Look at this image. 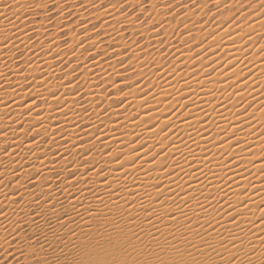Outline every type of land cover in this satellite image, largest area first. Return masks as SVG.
Instances as JSON below:
<instances>
[{
  "label": "bare ground",
  "instance_id": "1",
  "mask_svg": "<svg viewBox=\"0 0 264 264\" xmlns=\"http://www.w3.org/2000/svg\"><path fill=\"white\" fill-rule=\"evenodd\" d=\"M82 2L88 4L89 0ZM35 3L33 0H20L15 8L20 12V6L26 8V5L29 7ZM262 8L259 13L256 11L255 16L251 15L253 19H248L250 22L241 21L240 25L236 24L238 26L223 28L220 24L221 29L215 30L213 36V32L208 33L211 40L203 43L207 48L202 49L201 43L198 50L202 51L191 54L192 50L188 49L190 53L185 50L184 53L189 55L176 60L177 64L183 63L178 68L185 73L176 72L174 67L167 70L169 73L166 71L163 80L155 81L158 96L140 97L141 87L137 85L139 90L127 95V115L123 118L102 120L97 117L96 110L91 116L77 113L74 106L79 100L70 88L66 91L64 79L58 88L52 85L56 78L53 77L55 73H51L54 69L50 56L45 58V63L51 66V71L46 72V80L36 81L45 77L39 71L34 72L42 66L32 65L36 67L32 75L35 73L33 83L37 90L17 92L15 89L19 86L16 87L15 82L9 83L5 91L0 88V252L5 254V259L15 253L11 250L15 245L14 239L20 237L24 230H30L36 232L34 237L39 241L41 257L54 253L51 255L54 260L63 255L69 262L74 258L71 262L78 264L74 254L76 247L82 248L93 231L98 229L97 226L116 229L125 225L137 231L139 236L149 238L153 246L160 245L157 242L160 228L161 233L167 236L164 240L169 249L182 248L177 239L193 240L190 250H183L196 251L197 255H212L210 264H232L233 259H236L235 264H264V189L262 186L261 190L258 188L264 183L261 179L264 176ZM106 9L100 13L105 20L101 26H115L120 22L119 15L113 18V12ZM5 12L9 13L0 8V46L6 33L10 36L9 32L15 31L13 28L18 24L5 20ZM24 15H21L22 20L26 17ZM112 18L115 21L110 23ZM129 19L127 21L131 23L133 18ZM198 29L192 30L196 34ZM184 39L185 42L188 40ZM71 40L70 43H74L73 38ZM1 48L0 60L1 50H4ZM179 55L175 57L180 58ZM47 66L45 69H49ZM5 76L0 66V85L2 81L9 80ZM88 94L89 89L85 98ZM38 100L40 103L36 102ZM246 101L253 104L249 110L254 115L240 113L239 106ZM147 103L150 106L143 108ZM90 109H93L92 105ZM118 112L113 109L111 113L118 115ZM88 125L89 128L94 127V131H88ZM257 129L263 133L258 131V134ZM88 137L91 144L87 143ZM98 150L104 153L100 159L94 157ZM253 188L260 192L253 193ZM173 227L182 230L172 235ZM198 232L204 236L200 237ZM53 245H61L62 250L51 251ZM159 248L152 247L153 257L162 253V250L155 252ZM20 257L23 255L16 254L14 259L20 260Z\"/></svg>",
  "mask_w": 264,
  "mask_h": 264
},
{
  "label": "rangeland",
  "instance_id": "2",
  "mask_svg": "<svg viewBox=\"0 0 264 264\" xmlns=\"http://www.w3.org/2000/svg\"><path fill=\"white\" fill-rule=\"evenodd\" d=\"M15 1L16 2H13L12 0L11 1L2 0L0 2V8L4 9L5 11H9V13L5 12L6 17L4 19L7 21L10 20V22H13L15 24L18 23L15 26L16 28L18 26L20 27V25L22 26V28L25 27L23 29H21L20 27V30L18 27L17 31H16V28L14 27L13 29L16 32L13 30L10 31L9 32L10 36H8L7 34L8 32H7L6 35L2 39L4 44L2 43L3 45L1 44L0 48L3 47L1 49H4V50H1L2 51L1 55L3 56V57L1 56V58L3 60L2 59L0 60V66H2V69L5 71V75H6L5 78L7 77L6 79L7 80L9 79L8 81L1 82L0 88L2 89V91H5V89H7L9 83L11 84L14 82L16 84V87L19 86L15 89L16 91L18 90L17 92L29 93L33 89L37 90V87H35V83H33L35 81L34 80L35 73L36 72L38 73L39 71L41 72V75H44L45 77V78L43 77L39 78V80H36L37 82H39L41 79L46 80L48 76L46 75V72L51 71V66H52V68L55 70L54 72V70L52 69L53 72H51L52 74L55 73L53 74V77L56 79L58 77V81H60L61 79L62 80L64 79L63 81L66 83L64 88L66 89V91L69 90L70 88L71 90L70 92L73 93V96L76 97L77 100H79V101H76V104H75L78 107L74 106L75 111L77 112L78 110L77 113L81 115L84 114L85 116H88V114L91 116L93 112L95 113L97 111L96 113V115H98L97 117L102 120H105V119L113 120V119H118V116L119 118L121 117L123 118L124 115L126 116L127 115L126 109H128L125 105L128 99L127 95L129 94V92L131 94V92L135 91V89L139 90V87L141 88L143 87L142 89L140 88V92H139V96L142 98L148 97V96H152L154 98L155 96H158L156 95L158 90L157 91L155 90V87H156L155 84L161 81V79L163 80L165 76L167 75V72L169 73V71L167 70L172 69L173 67L176 68L175 69L176 72L178 73L182 72L183 69L181 70V68H178V67H180L179 65H182L183 63L177 64L176 60H181L183 56L189 55L188 53L191 52L190 50L193 51L191 54H195L199 52V50L202 51V49L206 47V45H204L203 43L207 42L208 40L209 41L211 40L209 38L210 35L208 33L213 32L212 33V36H213V34L215 33V30L221 29V25L223 28L225 26L228 27V26H232L236 24L240 25L241 21L242 23L250 22V20L253 19L252 16H255L256 11L257 13H259L261 11V8L264 7L262 6L264 4V0H251V1L250 0H231L232 2L230 0H128V1L126 0H96V1L89 0L88 4L87 3L83 4L82 0H68V1L67 0H33V4L36 1L35 3L36 6L33 4H31V6L29 7L28 5H26V8L25 6H20L19 8L21 9L19 12L16 9L17 7L15 8V4H17L20 0H15ZM5 2H6V5H5ZM116 2L117 4H115ZM7 3H9V5ZM111 3H113L112 6H111ZM37 4H39L40 6ZM106 4L108 5L110 4V7H108V5ZM152 4H153V7H152ZM102 9L111 10L113 12V14H111L113 15L112 16L113 18H115L116 15L117 16L119 15L118 17L120 18L119 19L120 22H118V24L116 23L115 26L113 25L111 27H108L110 24L109 25L106 24L108 26L105 25V27L101 26L102 23L105 21L104 17L102 18L100 16V13L104 11ZM22 13L26 15L25 17L26 19L23 18L22 20L21 18V15H23ZM10 14L14 16V17L11 16L13 19L9 17ZM98 16L100 17L95 19V17H98ZM113 18L111 19L110 23L115 21V19ZM129 18L130 19L133 18L131 19V23L127 21ZM245 18L246 20L244 21ZM14 20H17V22ZM20 20H22L23 22ZM125 22L127 23L125 24ZM226 22L227 24L228 23L230 24L227 25ZM137 27L138 29H136ZM192 29L194 31L198 29L196 34ZM189 30H191L190 31L191 33H189ZM206 31H207V34H206ZM74 32L76 35L74 34ZM198 32H199V35L197 36ZM19 33H21L20 35L22 36H19ZM68 33L70 36L68 35ZM7 36L9 37L8 39L11 41L6 39ZM11 36L14 39H11L12 38ZM25 37L27 38V41ZM72 38L74 40L73 41L74 43H70V40ZM184 38L188 39L186 40L187 43L185 42ZM213 38L214 37H212V39ZM18 39H20V41ZM192 39H194L193 41H195V43L192 42ZM5 41L7 44L5 43ZM17 41L19 43H17ZM21 41L23 42L25 41V42L21 43ZM54 42L56 44L59 43L57 44L58 45L57 47L54 46L55 45ZM51 43L53 44L50 45ZM201 43L203 44V47ZM198 45L199 46L201 45V46L199 47ZM50 46L52 47L54 46L56 49L54 47L53 49ZM176 47L179 48V50ZM201 47L202 49L198 50V48H201ZM180 49L182 51H180ZM188 49L190 50L188 51ZM194 49H196L197 51L195 50L194 52ZM52 50H57V52L54 53V51ZM185 50H187L188 53L185 54L184 53L186 52ZM177 51L181 53L183 52L184 54L177 53ZM6 54L11 55V56L9 57ZM174 54L175 55L180 54L179 55L180 58H178V56L176 58ZM57 55L59 56L61 55L63 58ZM48 56H50L51 58L50 60L52 62L51 66L50 64L45 63V58H47ZM36 61L37 63H34ZM154 62H156L155 63L156 66ZM133 63H134V66H133ZM37 64L42 66L41 68L42 71L40 68L39 70L37 69V71H34L36 67H33V66L34 65L36 66ZM46 64L50 66L49 67L50 70L45 69V66H47ZM43 65H45L44 69L46 71L43 69ZM48 66L46 68H48ZM178 69H180V71ZM87 70L89 72V76H87L88 72L86 73V75H84V72H86ZM12 71L15 72L16 76L12 75L14 74V72ZM32 71L35 72L33 73V75H32ZM99 71H102V72H99ZM42 72L43 73L45 72V74H43ZM182 73L184 74L185 72L183 71ZM198 73H200V70H198ZM150 74L151 76H149ZM32 76H33V79H32ZM85 78L87 79L90 78V79L86 80ZM150 78H152L151 81H150ZM56 79H53L52 83L54 84L52 85L58 88L59 84H62L63 81L61 80L59 83ZM83 79H85L86 81ZM156 80L157 82H155ZM148 82L149 83L152 82V83L148 84ZM32 84L34 87L32 86ZM87 84H89L90 86H87ZM137 85L139 86L138 88H137ZM41 86L43 87V85ZM88 89H89V94L85 98V95H87ZM99 92L100 93L103 92V93L100 94ZM90 93H93L92 97L95 103L92 101V97ZM88 99L91 101H89ZM39 101L41 100H38L36 102L40 103ZM91 102H93L94 104H92ZM89 103L90 105L93 106L92 110L90 109ZM248 104H247V101L244 102V104L243 103L240 104L241 105L239 106L240 113H245L244 115H248V114L254 115V112L251 113L250 111L253 107V104L251 103H248ZM79 106H82V107H79ZM147 106H150V105L147 103L146 105L143 106V108L145 107L148 108ZM249 106L251 107V109ZM94 107H96V109H94ZM113 109L117 110V112L119 111L118 115L116 114L113 115L111 113ZM132 115L133 117L136 116V114H132ZM249 117L252 118V116H249ZM254 118L255 117L253 116V119ZM82 125L84 126V124ZM88 128H89V125H88ZM93 128L94 127L89 128L90 130L88 131H94ZM258 131L259 133H263L262 130L260 131L259 129H257V133ZM90 139L91 138L88 137V142H87L88 144H91ZM102 153L103 151L98 150L96 151V153H94L95 155L94 157H99L100 159V157L103 156L104 154ZM258 173L260 174V171ZM261 179H263L262 182H264V176L261 177ZM9 186L10 184H8V187ZM260 187L264 189V183L258 187L261 190ZM258 188L256 189L253 188L252 192L253 193H255V191L258 192L259 190ZM122 217H125V215H123ZM259 219L261 218L258 217V220ZM97 227L98 229L93 231V235L90 238L91 240L90 239L87 240V243L83 245L82 248H80V246L79 248L76 247L74 254L76 255L75 260L77 261L78 264H147L149 263V261L152 262L150 264H153V262L155 264L156 262L157 264H159L161 261H164V264H189L190 262H198L200 264H210L213 262L212 255H206V254L197 255L196 251L195 253L192 251L185 252L187 251L186 249L189 248L190 250V247L193 246L192 245L193 240H189L187 238L177 239V242L179 243L178 245H181L182 248L180 249L178 248L176 250L169 249L166 245V241L164 240V238L167 236L161 233L162 228H160V231L157 233L159 237L157 242H159L160 245L153 246L149 238L139 236L137 234V231L131 230L125 225L118 227L116 229H109L108 227H102V226H97ZM181 230L182 229L180 228L173 227L172 228L173 233L171 232L169 233H171L172 235H175L174 233L181 231ZM167 231H171V230H167ZM23 234H25V236ZM35 234L36 232H31L30 230H24L20 237L15 238L14 239L15 241L13 240L14 241L13 244L15 245L13 246L11 250L15 252L14 255L8 256L5 259V254L0 252V262H1L0 264H10V263L11 264H18V263L19 264H73L71 261L74 258L69 262L68 260L62 257L63 256L62 254H61L62 256L55 257L56 258L55 260H54V257L51 256L54 253L49 254L51 257H49V255L48 256L43 255L41 257V254H39V248H38L40 246L39 241L38 239H35L34 237ZM198 234L200 237L204 236V234L201 232H198ZM109 239L117 241L118 242L117 247H113L112 245H110L108 243ZM153 244H156V243H153ZM64 246H68V244H65ZM151 246L153 248L156 246H159L160 248L156 250L155 252L162 250V253L158 254L157 257H153L152 256L153 250H151L152 249ZM61 248H62L61 245L59 246L53 245L51 246L50 250L53 252L55 250L61 251L62 250ZM183 248L185 251L183 250ZM19 249L20 250L22 249V250L20 251ZM65 249H67V247ZM189 253H191V255H189ZM16 254L17 255L21 254L23 255V257H20V260H16L14 259ZM182 255H188V256L186 257ZM62 258L63 260L59 261Z\"/></svg>",
  "mask_w": 264,
  "mask_h": 264
},
{
  "label": "snow or ice",
  "instance_id": "3",
  "mask_svg": "<svg viewBox=\"0 0 264 264\" xmlns=\"http://www.w3.org/2000/svg\"><path fill=\"white\" fill-rule=\"evenodd\" d=\"M262 6H264V5H262ZM108 243H109L110 245H112L113 247H117V244H118L117 241L112 240V239H109ZM173 247H175V246L173 245ZM189 255H191V253H189ZM235 261H236V259H233V260H232V264H235ZM160 264H164V261H161Z\"/></svg>",
  "mask_w": 264,
  "mask_h": 264
}]
</instances>
